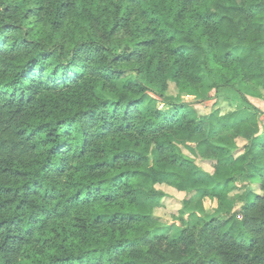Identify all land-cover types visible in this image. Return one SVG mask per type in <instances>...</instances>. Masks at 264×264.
Listing matches in <instances>:
<instances>
[{"label": "trees", "instance_id": "16d2710c", "mask_svg": "<svg viewBox=\"0 0 264 264\" xmlns=\"http://www.w3.org/2000/svg\"><path fill=\"white\" fill-rule=\"evenodd\" d=\"M206 80L264 102V0H0V264H264V105L198 117ZM157 185L244 205L170 238Z\"/></svg>", "mask_w": 264, "mask_h": 264}, {"label": "rangeland", "instance_id": "374dc122", "mask_svg": "<svg viewBox=\"0 0 264 264\" xmlns=\"http://www.w3.org/2000/svg\"><path fill=\"white\" fill-rule=\"evenodd\" d=\"M235 55L242 56L247 52L244 48H235ZM134 80V76H130L119 83L122 87L130 81ZM209 82L206 80V89L200 98L185 94L181 96L184 103L190 105V109L195 111L198 117L211 115L213 112L220 110L222 114H231L235 121L239 122L248 117L253 110L248 106L244 97L249 98L254 104H261L263 101L256 98L257 90L252 86H246L237 82L232 87H223L217 93L209 91ZM167 95L172 98H178L179 91L174 83H169ZM109 97V95H105ZM217 96V97H216ZM253 96V97H251ZM163 110L167 108L160 106ZM250 115V114H249ZM259 137L264 138V124L260 125ZM224 143L228 144L237 154L244 153L247 142L241 138L226 136L223 138ZM186 155L193 158L208 173H213V162L202 161L197 155V144L190 141H179ZM250 183L247 179L239 181L238 186L241 188L244 184ZM250 187L257 193H261L257 184H250ZM157 189L165 193L160 207L156 209L155 217L162 224L163 229L159 232L161 235H168L170 238H177L180 235L182 227L193 228L195 225L211 220L215 217L224 216L244 205L243 202H220L213 197H196L193 194L178 192L168 185H157ZM196 197L191 206L184 210V202ZM236 197V196H234ZM233 200L235 198H232Z\"/></svg>", "mask_w": 264, "mask_h": 264}, {"label": "crops", "instance_id": "0c3cea01", "mask_svg": "<svg viewBox=\"0 0 264 264\" xmlns=\"http://www.w3.org/2000/svg\"><path fill=\"white\" fill-rule=\"evenodd\" d=\"M260 105H261V106L264 105V102H262ZM262 107H263V106H262Z\"/></svg>", "mask_w": 264, "mask_h": 264}]
</instances>
